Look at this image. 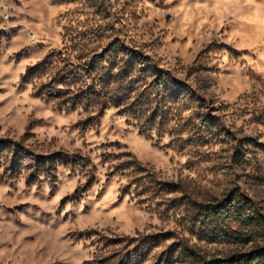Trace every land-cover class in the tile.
I'll return each instance as SVG.
<instances>
[{
    "label": "rangeland",
    "instance_id": "1",
    "mask_svg": "<svg viewBox=\"0 0 264 264\" xmlns=\"http://www.w3.org/2000/svg\"><path fill=\"white\" fill-rule=\"evenodd\" d=\"M241 201L264 227V0H0V264H238L264 230L202 217Z\"/></svg>",
    "mask_w": 264,
    "mask_h": 264
},
{
    "label": "trees",
    "instance_id": "2",
    "mask_svg": "<svg viewBox=\"0 0 264 264\" xmlns=\"http://www.w3.org/2000/svg\"><path fill=\"white\" fill-rule=\"evenodd\" d=\"M159 83H163L159 81ZM249 204L241 201L239 204L234 205L233 202L227 206H222L220 208L210 207L206 209L204 217L207 220H219L214 226V229L210 233H215L217 237H226L228 240H236L238 242H244L247 240H252L254 237L258 236L261 232L258 229H263L262 216L253 210L250 214H247V209H249ZM206 214V216H205ZM229 220H237L240 227L238 229L232 230L227 228ZM227 225V226H226ZM259 233V234H258ZM238 264H264V251H257L250 258L246 257L244 261Z\"/></svg>",
    "mask_w": 264,
    "mask_h": 264
}]
</instances>
